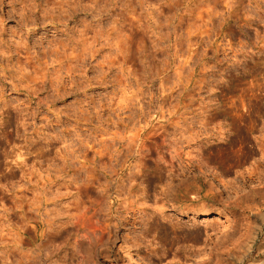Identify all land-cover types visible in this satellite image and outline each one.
Masks as SVG:
<instances>
[{
	"label": "rangeland",
	"instance_id": "obj_1",
	"mask_svg": "<svg viewBox=\"0 0 264 264\" xmlns=\"http://www.w3.org/2000/svg\"><path fill=\"white\" fill-rule=\"evenodd\" d=\"M239 124L253 129L248 146L234 143ZM116 129L122 133L114 138ZM224 145L231 154L218 158ZM260 145L264 0H0V264H29L35 256L34 264H75L72 223L101 201L112 167L122 174H110L108 193L119 179L124 190L116 198L138 200L147 213L165 204V213L186 226L170 242L154 227L146 232L150 224L124 225L114 243L96 249L106 252L97 264H171L175 253L187 264H213L216 255L219 264H263ZM200 149L207 150L202 169ZM256 166L260 180L240 182ZM130 175L134 197L125 191ZM188 177L205 190L214 183L225 192L217 180L236 183L224 203L236 195L254 210L247 216L243 207L234 212L216 203L207 215L182 213ZM114 195L105 212L120 203ZM215 197L217 191L204 201ZM240 219L252 223L254 241L237 262L220 244ZM207 222L215 230L206 248L212 253H188V245L197 248L191 231L204 232ZM140 235L139 247L132 240ZM145 245L158 248L156 257L145 255Z\"/></svg>",
	"mask_w": 264,
	"mask_h": 264
},
{
	"label": "bare ground",
	"instance_id": "obj_2",
	"mask_svg": "<svg viewBox=\"0 0 264 264\" xmlns=\"http://www.w3.org/2000/svg\"><path fill=\"white\" fill-rule=\"evenodd\" d=\"M23 9H24V7H23ZM235 129H236V127H235ZM236 131L238 132V135H239L238 137L239 138L236 139L234 143L238 144V145L244 144V145L248 146L249 138L247 136L250 135L253 132V129L251 127L246 126V125L241 126L239 124L237 126ZM123 132H125V129H123ZM219 132H220V130H219ZM111 133L113 134L112 137L115 138L117 136H120L122 131H119V129H116L114 132H111ZM218 134H217V137H218ZM134 135L136 137H138L136 133ZM213 135H214V133H213ZM130 138L135 139L132 136ZM215 140H217V139H215ZM208 141H209L208 138H206L204 147H206V144L208 143ZM229 142H231V141H229ZM228 144L231 146L232 143L231 144L228 143ZM235 144H232V145L234 146ZM253 144H252V146L254 147L255 145H253ZM201 145L199 146V148H201ZM224 146L226 147V145H224ZM224 146L222 148H224ZM217 147H219V146H217ZM217 147H216V150H217ZM253 147H249V150H253V152H254L255 150L253 149ZM222 148H218L219 150H218V152H216V154L219 155V156H217L218 158H222V156H224L223 151H224L225 155L226 154L228 155L229 153L231 154V151H230L231 148L230 147H226L224 149H222ZM256 148L257 147L255 146V149ZM128 149L129 148H127V152H129V150H130V149L129 150ZM202 149H200V151H198L199 152L198 153V158L199 159L197 161V164H198L197 168H199V169H202L203 167H206V164L204 163V160H203V155L204 154H202L204 150L202 151ZM207 150H208V148H207ZM207 150H206V152L205 151L204 152L207 153ZM258 151L261 152V153H259L260 154V158L258 159V160H261L260 161L261 163L259 162L258 165L260 167H262V165H264L263 164L264 163V148H263V146L260 145V148H258ZM99 153L100 152H96L95 151L94 154L95 155H97V154L99 155ZM128 156H129V154H127V157ZM112 157H116V160H117L116 165H117L119 163L118 162L119 155L117 154V155L112 156ZM237 158L239 160H241L243 158V155L242 154L241 155H237ZM245 158H243V160ZM125 162H126V160L124 159L121 162V165H122L121 167H123V165H125ZM258 167L256 166L255 169L252 170V172L249 171L248 172L249 175H247V177H244V176L241 175L242 177L239 178L240 182L245 184L246 180H252L253 178H255L254 176L257 175V172H253V171H255V170L260 171ZM120 170L122 171V168H120ZM113 172H116L115 173L116 177H119L122 174L119 171L117 172L114 169V167H112L111 170H110V173H106V177L109 180V181H107V185H106V187H108V188L105 187L102 190V192H101V201L94 202V203L90 204L88 207L83 208V210L79 214H77V216H75V221L72 223V230H73V236H74L73 238H74V240H73V242L71 244L70 261L74 262L75 264H89V263L90 264H97L96 263V256L104 254L105 251L103 250L104 252L103 251L96 252V249L98 247H100V246H103V245L107 244V243L108 244L114 243V240L117 237L118 230H120L121 227L124 226V225L136 226L137 224H139V225L147 226L148 224H150L148 227H146L144 229L146 232H148V231L150 232L151 228L154 227L156 233H159L161 237H165L166 239L170 240V242H173L174 239H175V236H177V234H179L183 230V228L186 226V224H183L182 221L179 218L172 217L169 214L165 213V210H164L165 204H162L159 208H151V210L147 213V212H145L146 211L145 208H141V207L138 206V202H137L138 200H134L133 201V200H129L128 198H124L123 200L116 198L117 195L121 194L122 191L124 190L123 187L120 186L122 184H120V182L117 183V181L119 179L115 180L116 183H115V187L113 188V193H115V195H114L115 200L114 201H118L120 203L117 205V207L115 209H112L113 208V204L111 203L108 211L105 212L106 210H104L103 203H104V201H106V198H109L113 194V193L110 194V193L107 192L108 191L107 189H110V182L113 180L110 177V174H112ZM257 176H258V179H259L260 178L259 175H257ZM133 177H132V175H130V177H128V179H129L128 180L129 188L127 190H125V191H127L126 195H128V197H134L135 196V192H134L135 188H136V184L134 183L135 175ZM214 178L216 179V176H214ZM187 180H188L187 186H185L184 190H183V195H182L183 196V200H179V203H181V201H185L186 200V203H184V204L181 203L180 204L181 209L180 208L179 209L181 210L182 213H185V214H187V213H193V214H196V213H198V214L200 213L201 214V213H203V214L207 215L212 210H216V208H215V204L216 203L229 206V208L232 207L233 208L232 210L234 212L238 211L242 207H243V210L241 212H246V214L251 212V210H254V208L250 207L251 205H255V203L253 201H252V203H254V204H250V205H247V203L246 204L245 203L242 204V202H240L239 200L243 199V197L242 198H240V197L237 198L236 195H235V199L236 200L233 199V201L231 203L232 205L230 204L229 200H227V203H224V201H223L224 199H222L223 196L225 194H226V196H227V194L229 195L230 194L229 191L231 190L232 187H235V189H236V185H237L236 183H235L236 185L233 184V186L231 187L230 181L229 182L228 181L224 182L222 180H217L218 186L221 185L223 187V189L224 190L226 189V190H225V192L223 190H219L218 191V188H217V190H216L217 191V197H215L214 200L212 199L213 203L211 202L212 203L211 204V203L205 202L204 199L205 198H209L213 194H215L216 191H215L214 183L211 182L212 183L210 185L211 187L209 189L205 190V189H203V186L201 184H198L196 181L192 180V177H188ZM262 182H260V183H262ZM219 189H220V187H219ZM242 190H240V192ZM245 192L246 191L244 189V194H245ZM247 192H249V191H247ZM230 197L231 196H228V198H230ZM232 198H234V197H232ZM251 198H253V197H251ZM246 199H247V196H246ZM248 201H249V199H248ZM121 203H123L124 205L121 207L122 210H119L118 207L121 205ZM232 210H231V212H232ZM255 210H258V208L256 207ZM249 214H251V213H249ZM257 214H255V215H257ZM100 215H104V216L107 215L106 219H104L102 221L98 220L99 222H96L98 224H93V225L90 224V221L94 217L97 218V217H100ZM243 216H245V215H243ZM247 216H248V214H247ZM144 217H146V218H144ZM138 218H140V220H138ZM237 220L239 221V218ZM241 220L242 219H240V223L241 224L238 221H234V224H235L234 226L236 227L234 232L229 237L227 236L226 237L227 239L225 238V241H223V244H220L221 248L223 249V251H225L224 253L232 256L235 260L237 258V262L238 261L241 262L245 257H247V255L249 254L251 248L253 247L252 244H253V241H254L253 240L254 239L253 232L250 231L252 227L250 228V230H248L249 226L252 223L250 221H249L250 224H249L248 221L247 222L245 221L246 223H242V222H244L243 221L244 219L242 220V222H241ZM194 224H196L195 220L193 221L192 225H194ZM209 224H210L209 222L205 223L204 232H203V229H200V228L193 229V230L191 229L192 231L190 230L191 234L193 235V240L192 241L194 242V245L197 246V248L191 249V247L193 245H188V253H192V254L194 253V255L199 256V257H206L205 255H207V254H209L211 252V251L209 253L206 252V251H208V249H206V248H207V246H209L210 241H211L210 237L212 236V233H210V230H211V232H215V230H214V228H210L208 226ZM187 225H189V224H187ZM60 227H62V226H60ZM134 230L136 231L137 229L135 228ZM248 231L252 232L251 234L253 236H250V233ZM143 233L144 232H141V235ZM247 233H249V234H247ZM203 234L205 235L204 238L202 237ZM141 235L139 236V238H133L132 242L134 243V245L140 247V244H138V241L144 240V236H141ZM38 245H40V244H38ZM260 246H261L260 248L257 246V249H259L260 252L262 250L263 254H264V243L262 245H260ZM41 248H42V245H40V248H38V250L41 251ZM216 248H217V246H216ZM144 249H145V255L147 257H149L150 259L156 257V255L158 254V248H151L149 245H145ZM137 251H140V250L137 249ZM238 252H241V254L238 253ZM129 253L130 252L128 251V254ZM192 254H190V255H192ZM37 255H40V254H37ZM105 255H107V254H105ZM217 256L218 255H216L215 259L213 260L214 261L213 264L221 263L220 259H219L220 257L219 256L217 257ZM36 258L37 257L35 256L34 260L31 263H29V264H34L36 262ZM43 260H47V256L45 258H43ZM181 260H182L181 256H179V255L177 256L176 253H175V254H173V257L171 258L170 262L174 261L173 263L171 262V264H187L186 262H182L181 263ZM185 261H187V260H185ZM259 261L260 260H258V262ZM168 262H166V263H168ZM160 263H162V259L160 260ZM260 263H263V262L260 261ZM168 264H170V263H168ZM205 264H207V263H205Z\"/></svg>",
	"mask_w": 264,
	"mask_h": 264
}]
</instances>
